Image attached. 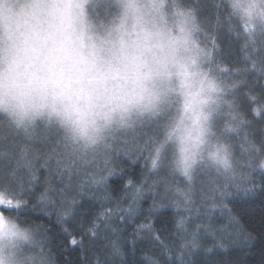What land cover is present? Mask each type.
<instances>
[{"label":"snow or ice","instance_id":"snow-or-ice-1","mask_svg":"<svg viewBox=\"0 0 264 264\" xmlns=\"http://www.w3.org/2000/svg\"><path fill=\"white\" fill-rule=\"evenodd\" d=\"M89 11L119 36L75 68L99 114H0V264H264V0ZM54 27L33 74L62 80Z\"/></svg>","mask_w":264,"mask_h":264},{"label":"clouds","instance_id":"clouds-1","mask_svg":"<svg viewBox=\"0 0 264 264\" xmlns=\"http://www.w3.org/2000/svg\"><path fill=\"white\" fill-rule=\"evenodd\" d=\"M91 0H0V87L5 95L0 103V114H14L18 122L34 118L39 113H59L63 122L71 126L82 120L91 121L106 101L102 86L81 84L75 68L81 59L87 58L93 47L105 41L109 49L112 41H118L115 31L102 33L92 17ZM50 22L55 27L56 47L66 57L62 80L45 74H33L34 49L38 32ZM129 38L136 30L135 20L127 18ZM157 48L145 53L146 59L159 56ZM185 55L183 50L175 53ZM173 83L176 84L175 69ZM179 151V144H177Z\"/></svg>","mask_w":264,"mask_h":264}]
</instances>
